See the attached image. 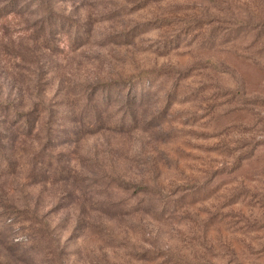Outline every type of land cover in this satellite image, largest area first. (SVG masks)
I'll list each match as a JSON object with an SVG mask.
<instances>
[{"label": "rangeland", "instance_id": "1", "mask_svg": "<svg viewBox=\"0 0 264 264\" xmlns=\"http://www.w3.org/2000/svg\"><path fill=\"white\" fill-rule=\"evenodd\" d=\"M0 264H264V0H0Z\"/></svg>", "mask_w": 264, "mask_h": 264}]
</instances>
